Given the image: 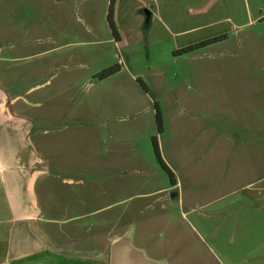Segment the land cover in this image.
Listing matches in <instances>:
<instances>
[{"label": "rangeland", "instance_id": "rangeland-1", "mask_svg": "<svg viewBox=\"0 0 264 264\" xmlns=\"http://www.w3.org/2000/svg\"><path fill=\"white\" fill-rule=\"evenodd\" d=\"M110 6L0 0L3 85L30 102L15 110L51 176L40 198L121 203L112 233L157 264L248 256L264 238V0H114L119 41Z\"/></svg>", "mask_w": 264, "mask_h": 264}, {"label": "crops", "instance_id": "crops-1", "mask_svg": "<svg viewBox=\"0 0 264 264\" xmlns=\"http://www.w3.org/2000/svg\"><path fill=\"white\" fill-rule=\"evenodd\" d=\"M4 49L0 46V55ZM9 60L0 58V264H111L117 243L144 260L137 264H157L133 247L123 227L112 233L125 218L121 203L95 210L93 203L99 196L93 191L57 195L60 200L56 202L49 192L40 198V176H51L38 153L36 142H40L34 139L38 130L25 110H15L18 102L27 107L30 102L12 97L3 85L9 83L10 69L4 66ZM259 195L264 197V189ZM97 216L102 217L96 220ZM249 245L254 248L248 256L221 254L219 263L264 264V238L249 241Z\"/></svg>", "mask_w": 264, "mask_h": 264}, {"label": "water", "instance_id": "water-1", "mask_svg": "<svg viewBox=\"0 0 264 264\" xmlns=\"http://www.w3.org/2000/svg\"><path fill=\"white\" fill-rule=\"evenodd\" d=\"M146 14V23L148 24L151 18L149 11H145ZM141 261L144 263V260L134 251L129 249L123 243H117L114 245L112 250L111 264H137Z\"/></svg>", "mask_w": 264, "mask_h": 264}, {"label": "trees", "instance_id": "trees-1", "mask_svg": "<svg viewBox=\"0 0 264 264\" xmlns=\"http://www.w3.org/2000/svg\"><path fill=\"white\" fill-rule=\"evenodd\" d=\"M113 4H114V0H111V6H110V12H109V22H110V27L113 31V34L114 36L118 39V41L120 40L119 39V36H118V33H117V30L112 22V13H113ZM212 42H205L203 44H201V46H205V45H209L211 44ZM190 50V49H189ZM192 50V48H191ZM120 69L115 67V68H110L106 71H104L103 73H101L99 75L100 79H106L110 76H112L113 74H116L117 72H119ZM157 117L159 118V113L157 115ZM153 143H154V147H155V152H156V155H157V158L159 160V163L161 164V166L169 173L170 175V178L172 180V183L175 184V180H174V174L172 173V171L168 168V166L164 163L162 157H161V154H160V148H159V145H158V141L156 138H154L153 140Z\"/></svg>", "mask_w": 264, "mask_h": 264}]
</instances>
